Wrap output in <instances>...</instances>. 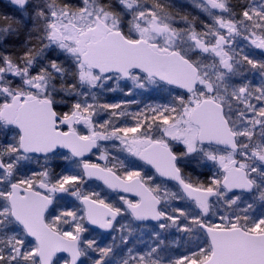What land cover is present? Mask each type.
I'll list each match as a JSON object with an SVG mask.
<instances>
[{
	"label": "snow or ice",
	"instance_id": "1",
	"mask_svg": "<svg viewBox=\"0 0 264 264\" xmlns=\"http://www.w3.org/2000/svg\"><path fill=\"white\" fill-rule=\"evenodd\" d=\"M8 3L0 264H264V0Z\"/></svg>",
	"mask_w": 264,
	"mask_h": 264
},
{
	"label": "trees",
	"instance_id": "2",
	"mask_svg": "<svg viewBox=\"0 0 264 264\" xmlns=\"http://www.w3.org/2000/svg\"><path fill=\"white\" fill-rule=\"evenodd\" d=\"M168 2L172 5H174L171 0H168ZM13 9H11L9 6H7L5 3L0 1V18H2L4 15L12 16ZM22 39V38H21ZM16 37H9L6 42H4L2 45L0 43V50H5V51H11L14 52L16 51L19 47L20 44L16 41ZM135 224V223H134ZM148 224H153V223H148ZM107 238L103 241L104 243H108L110 241V235L104 234ZM149 236L146 237L147 240H149Z\"/></svg>",
	"mask_w": 264,
	"mask_h": 264
},
{
	"label": "rangeland",
	"instance_id": "3",
	"mask_svg": "<svg viewBox=\"0 0 264 264\" xmlns=\"http://www.w3.org/2000/svg\"><path fill=\"white\" fill-rule=\"evenodd\" d=\"M189 2L190 4H191V0H171V2L175 5V3H177V4H179V3H183V2ZM176 4V5H177ZM192 5V4H191ZM182 11H184V10H182ZM121 94L119 93V92H117V93H108L107 95H106V97H105V99H109V98H114V97H119ZM156 100H158V98H153V102H155ZM144 102L145 103H148V102H150L148 99H145L144 100ZM94 157V159H96V157L95 156H93ZM102 162V161H101ZM103 163V162H102ZM92 184H96V183H92ZM97 185V184H96ZM100 189H103V188H101L100 187ZM99 190V189H98ZM112 197H114V196H112ZM130 198V197H129ZM134 226H135V224H134ZM144 232H145V234L143 235V240H145V241H147V239H146V237L147 236H149L148 234H147V232H148V230H143ZM141 233H140V231H138L137 233H136V235H140ZM162 235H165V236H167V239H168V242L169 243H171V241L173 240V239H175V233L173 232V233H171V234H162ZM110 239H111V236H110ZM144 247V245L143 244H137V248H139V249H142Z\"/></svg>",
	"mask_w": 264,
	"mask_h": 264
},
{
	"label": "flooded vegetation",
	"instance_id": "4",
	"mask_svg": "<svg viewBox=\"0 0 264 264\" xmlns=\"http://www.w3.org/2000/svg\"><path fill=\"white\" fill-rule=\"evenodd\" d=\"M6 2H8V0L6 1ZM177 3H175V6H176V8L177 9H180V10H184V12H188V13H191L192 15H196L197 14V10L195 9V8H193L192 7V5L189 3V2H183V3H179V4H177ZM4 43V42H3ZM3 43H1V45L3 44ZM93 161H95L96 159H94V157L92 156V157H90ZM100 163H102L101 161H100ZM93 183H96L97 185H99V183H97V182H95V181H92ZM101 188H103V186H101V184L99 185ZM104 190V192H108V190L107 189H103ZM111 196H114L115 197V193H111L110 194ZM132 199H135V198H132Z\"/></svg>",
	"mask_w": 264,
	"mask_h": 264
},
{
	"label": "water",
	"instance_id": "5",
	"mask_svg": "<svg viewBox=\"0 0 264 264\" xmlns=\"http://www.w3.org/2000/svg\"><path fill=\"white\" fill-rule=\"evenodd\" d=\"M99 182V181H98ZM101 183V182H100ZM102 184V183H101ZM148 222H152V221H148ZM136 223H139V222H136ZM146 223V222H145ZM155 223V222H154Z\"/></svg>",
	"mask_w": 264,
	"mask_h": 264
}]
</instances>
